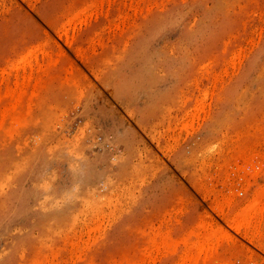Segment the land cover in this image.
Returning <instances> with one entry per match:
<instances>
[{
    "label": "rangeland",
    "instance_id": "obj_1",
    "mask_svg": "<svg viewBox=\"0 0 264 264\" xmlns=\"http://www.w3.org/2000/svg\"><path fill=\"white\" fill-rule=\"evenodd\" d=\"M260 228L264 0H0V264H264Z\"/></svg>",
    "mask_w": 264,
    "mask_h": 264
},
{
    "label": "bare ground",
    "instance_id": "obj_2",
    "mask_svg": "<svg viewBox=\"0 0 264 264\" xmlns=\"http://www.w3.org/2000/svg\"><path fill=\"white\" fill-rule=\"evenodd\" d=\"M92 3H93V2H91L90 4H92ZM96 3H97V2H96ZM132 3H133V2H132ZM90 4H89V5H90ZM94 4H95V3H93L92 5L94 6ZM95 5H96L95 7L97 8V4H95ZM131 5H132V4H131ZM129 6H130V4H129ZM87 7H88V6H87ZM95 7H92V8H95ZM98 7H99V6H98ZM88 8H89V7H88ZM83 9H84V8H83ZM86 9H87V8H86ZM80 11H81V10H80ZM80 11H79V12H80ZM97 11H98V9H97ZM76 12H77V11H76ZM87 12H88V11H87ZM77 13H78V12H77ZM77 13H76V14H77ZM95 13H96V12H95ZM92 14H93V13H92ZM92 14H91V15H92ZM84 16H87V17H88V15H84ZM89 16H90V15H89ZM92 16H93V15H92ZM92 16H91V17H92ZM72 17H75V16L73 15ZM72 17H71V18H72ZM78 17H79V16H78ZM87 17H85V18H87ZM91 17H90V19H91ZM123 17H124V16H123ZM77 19H78V18H77ZM72 20H73V19H72ZM72 20L69 19L67 22L72 21ZM83 20H88V19H83ZM91 20H92V19H91ZM91 20H89V21H91ZM81 21H82V20H81ZM82 22H83V21H82ZM82 22H80V23H82ZM85 22H86V21H85ZM89 23H90V22H89ZM67 24H68V23H67ZM70 24H71V22H70ZM74 25H75V24H74ZM55 26H56V25H55ZM61 26H63V25H61ZM69 26H70V25H69ZM80 27H81V26H80ZM61 28H62V27H61ZM78 28H79V27H78ZM64 29H65V28H64ZM55 30H56V29H55ZM60 31H61V30H60ZM58 32H59V31H58ZM76 32H77V31H76ZM62 33H63V32H62ZM64 34H65V33H64ZM64 34H63V35H64ZM73 35H74V34H73ZM73 35H72V37H73ZM65 36H68V35L65 34ZM94 37H95V36H94ZM66 39H67V38H66ZM70 39H71V38H70ZM72 39H73V38H72ZM65 41L67 42V40H65ZM44 46H45V45H44ZM41 48H42V47H41ZM41 48H40V49H41ZM44 48H46V47H44ZM43 50H44V53H45V49H43V48H42V53H43ZM38 53H39V52H38ZM44 53H43V54H44ZM39 54H40V53H39ZM46 54H47V53H46ZM47 55L49 56V54H47ZM35 56H36V55H35ZM35 56H34V57H35ZM37 56H38V54H37ZM48 56H45V57H48ZM34 57H33V60L35 59ZM42 57H44V55H42ZM27 58H28V57H27ZM37 58H38V57H37ZM37 58H36L35 60H37ZM31 61H32V59H31ZM37 61H38V60H37ZM37 61H36V62H37ZM28 62H30V59L28 60ZM28 62H27V64H29V65L32 63V62H31V63H28ZM33 62H34V61H33ZM36 62H35V63H36ZM25 63H26V62H25ZM23 64H24V63H22V65H23ZM36 64H37V63H36ZM36 64H35V65H36ZM25 65H26V64H25ZM18 66H19V65H18ZM18 66H17V67H18ZM30 66H32V64H31ZM22 67H23V66H22ZM37 67L39 68V67H41V66L39 65V66H37ZM37 67H36V68H37ZM24 68H25V67H24ZM21 69H22V68H20L19 71H20ZM28 69L31 70V68H28ZM33 70H34V69H33ZM36 70H37V69H36ZM39 70H40V68H39ZM17 71H18V70H17ZM19 71H18V72H19ZM21 71H22V70H21ZM25 71H27V70H25ZM28 72H29V71H28ZM31 72H32V70H31ZM25 73H26V72H25ZM25 73H24V75H25ZM26 74H27V73H26ZM204 98H206V97H204ZM200 100H201V99H200ZM202 102H204V101H202ZM200 103H201V102H200ZM198 105H199V104H198ZM201 105H202V104H201ZM199 107H200V106H199ZM196 109H197V108H196ZM257 203H258V205L260 204L259 202L256 201V203H255V206H256V207L258 206ZM247 206H248V205H247ZM250 206H251V205H250ZM233 211H234V210H233ZM244 212H245V211H244ZM233 214H234V213H233ZM233 214H232V215H233ZM232 215L230 214V216H232ZM234 215H235V214H234ZM248 215H249V214H248ZM248 215H247V216H248ZM249 216H250V215H249ZM258 216H259V215H258ZM238 218H239V217H238ZM238 218H237V219H238ZM251 218H252V220L254 221L255 218H254L253 216H252ZM231 219H234V218H231ZM242 220H243V219H241V221H239V219H238V221L241 222V224H238V222H237V224H238V225H242V227H244L245 225H248V221H247L248 219L246 220V218H245L243 221H242ZM230 221H232V220H230ZM254 222H255V221H254ZM259 222H260V221H259ZM243 223H244V224H243ZM233 224H234V223H233ZM237 224L234 225V226H237V228H238V225H237ZM249 224H250V223H249ZM251 224H252V223H251ZM206 225H207V223H206ZM243 225H244V226H243ZM231 226H232V225H231ZM242 227L240 226V229H242ZM254 227H255V226H254ZM259 227H260V226H259ZM202 228H203V227H202ZM205 228L208 229V228H210V227H209V225H208V226H205V225H204V228H203V229H205ZM237 228L235 227L236 230H237ZM245 228H246V229H247V228L250 229L249 226H246ZM252 228H253V227H252ZM260 229H261V228H260ZM262 229H264V228H262ZM262 229H261V230H262ZM205 230H206V229H205ZM238 230H239V229H238ZM244 230H245V229H244ZM244 230H243V232H244ZM206 231H207V230H206ZM209 231H210V230H209ZM211 231H212V230H211ZM240 231L242 232V230H240ZM246 231H247V230H245L244 233H246ZM204 232H205V231H204ZM243 232H242V233H243ZM205 233H206V232H205ZM207 233H209V232L207 231ZM213 233H214V231L211 232V234H213ZM244 233H243V234H244ZM247 233H248V232H247ZM202 235H203V234H202ZM208 235H210V234H208ZM208 235H205L206 237L203 236V237H204V238L202 237L203 240H206ZM213 235H214V234H213ZM224 235H225V234H224ZM241 235H242V234H241ZM251 235H252V234H251ZM199 236H200V235H199ZM217 236H219V235H217ZM226 236H227V235H226ZM243 236H244V235H243ZM248 236H249V235H248ZM210 237H211V235H210ZM213 237H214V236H213ZM223 237H225V236H223ZM223 237H222V239H223ZM254 237H255V235L252 236V239H251V240L255 241V240H254V239H255ZM200 238H201V236H200ZM202 238H201V240H202ZM205 238H206V239H205ZM214 238H215V237H214ZM214 238H213V239H214ZM253 238H254V239H253ZM197 239H199V237H196V239H195L196 242L193 241L194 243L191 242V243H189V245H190V247H191L192 245L195 246L196 249H197L199 252H203V254H204V250H205V251H208V250L206 249V247H208L209 244H208V242H206V243H205V241H204V242H201V240H197ZM213 239H212V241H214ZM218 239H219V238H218ZM218 239H217V241H218ZM209 240H210V239H209ZM217 241H216V242H217ZM216 242H215V245H216ZM256 242H257V241H256ZM212 243H214V242H212ZM227 243H228V242H226V245H227ZM210 244H211V243H210ZM217 244H218V243H217ZM233 244H235V243H233ZM237 244H238V243H237ZM259 244H260V242H258V245H259ZM261 244H262V243H261ZM261 244H260V245H261ZM215 245L213 244V246H215ZM258 245H257V246H258ZM260 245H259V246H260ZM213 246H212V247H213ZM216 246H217V245H216ZM216 246H215V248H216ZM229 246H230V243H229ZM229 246H228V247H229ZM212 247H209V248L213 249ZM218 247H219V246H218ZM223 247H224V246H223ZM225 248H226V247H225ZM189 249H190V248H188V250H189ZM218 249H219V248H218ZM220 249H221V248H220ZM263 249H264V248H263ZM185 250H187V248H186ZM214 250H215V251H214ZM214 250L212 251V250L209 249V252L212 251V252L215 253V254H219L218 252L216 253L217 248L214 249ZM223 250H224V249H223ZM217 251H218V250H217ZM209 252H208V253H209ZM223 252H224V251H223ZM183 253H184V254H183ZM183 253H182L183 256L180 257V261L182 260L183 263L185 264V260H186V262L189 261L188 256L190 257V255H192V254H190V255L187 256V252L184 251ZM189 253H191V252L189 251ZM205 253H207V252H205ZM220 253H221V251H220ZM225 253H226V252H225ZM205 255L208 256V254H205ZM220 255L223 257V254H220ZM224 255H225V254H224ZM195 257H197V256H195ZM214 257H215V256H214ZM225 257H226V256H225ZM181 258H182V259H181ZM191 258H192V256H191ZM194 259H195V258H194ZM215 259H217V258L215 257ZM211 260H212V259H211ZM213 260H214V259H213ZM220 260H221V259H220ZM215 261H216V260H215ZM190 262H191V260H190ZM190 262H187V263H190ZM181 263H182V262H181ZM187 263H186V264H187ZM178 264H180V263L178 262Z\"/></svg>",
    "mask_w": 264,
    "mask_h": 264
}]
</instances>
